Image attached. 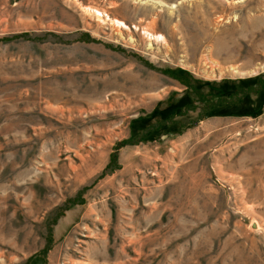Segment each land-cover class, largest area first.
Instances as JSON below:
<instances>
[{
	"label": "rangeland",
	"instance_id": "rangeland-1",
	"mask_svg": "<svg viewBox=\"0 0 264 264\" xmlns=\"http://www.w3.org/2000/svg\"><path fill=\"white\" fill-rule=\"evenodd\" d=\"M88 263L264 264V0H0V264Z\"/></svg>",
	"mask_w": 264,
	"mask_h": 264
},
{
	"label": "bare ground",
	"instance_id": "bare-ground-1",
	"mask_svg": "<svg viewBox=\"0 0 264 264\" xmlns=\"http://www.w3.org/2000/svg\"><path fill=\"white\" fill-rule=\"evenodd\" d=\"M96 14H98V15H100L98 12H96ZM102 259H104V257H102ZM100 260V259H99ZM98 260V261H99ZM91 262H92V260H91ZM94 263H97V262H94ZM89 264V263H88ZM106 264V263H105Z\"/></svg>",
	"mask_w": 264,
	"mask_h": 264
}]
</instances>
